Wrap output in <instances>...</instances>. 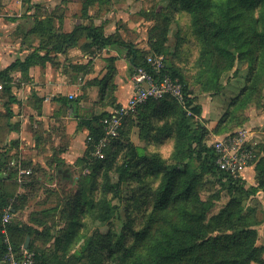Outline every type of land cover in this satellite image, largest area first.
Here are the masks:
<instances>
[{
  "label": "rangeland",
  "instance_id": "obj_1",
  "mask_svg": "<svg viewBox=\"0 0 264 264\" xmlns=\"http://www.w3.org/2000/svg\"><path fill=\"white\" fill-rule=\"evenodd\" d=\"M208 11L211 19L220 16L216 4ZM229 15L238 26L235 33L240 38L229 44V53L220 59L212 41L198 33L199 10H189L178 0H95L91 4L89 0H0V68L7 73L6 77H0L1 168L9 163L10 157L30 167L27 157L36 152L31 142L18 148L16 154H9L11 147H19L20 140L13 137L10 145L7 140L14 130L23 129L13 108L17 97L13 75L17 69L9 67L17 58H25L32 52L48 53L47 58H51L56 53L53 43L61 41L57 29H63L64 24L69 26V22L70 26L101 27L106 35L132 41L141 60L149 55L162 56L165 65L183 75L193 102L189 106L175 99L153 101L138 109L117 140L114 153L109 154L107 160L111 162L100 173L93 171L95 159L91 155L84 162L80 160L70 181L63 183L65 179L61 178L57 187L34 188L31 181L40 172L35 164L33 169H37L25 180L33 187L23 191V195L13 183L25 181L13 180L7 191L0 188L2 197L13 194L16 199L9 200L10 207L5 208L17 209L15 213L11 211L9 223H24V218H31L30 243L32 251L38 250L42 255L41 261L111 264L108 258L111 244L125 232L126 226L132 229L141 226L154 205L153 193L164 172L179 169L183 180L193 177L192 204L201 201L208 206L207 221L214 225L209 236L252 230L256 233L254 246L258 258L249 264H264V191L261 189L255 195L246 193L264 183V68L253 74L252 44L246 38L250 24L245 18H236L234 12ZM85 49L95 56L101 51L96 45ZM65 50L63 53L68 54ZM62 57L64 62L68 60L66 55ZM133 70L134 67L132 74ZM193 106H200L202 113L195 112ZM242 126L250 130L256 157L247 172L245 191H232L225 179L204 169L203 158L191 154L188 137L202 127L204 140L210 142L221 132ZM24 127L29 140L37 137L42 143L46 141L35 131L32 119ZM199 147L194 146L196 150ZM42 148L40 153H45ZM80 193L85 195L84 204L77 203ZM224 209L226 212L222 213ZM158 227L156 224L152 234H156ZM2 234L0 244L6 239ZM17 234L11 235L9 230L10 240ZM0 250L2 257L1 247Z\"/></svg>",
  "mask_w": 264,
  "mask_h": 264
},
{
  "label": "trees",
  "instance_id": "obj_2",
  "mask_svg": "<svg viewBox=\"0 0 264 264\" xmlns=\"http://www.w3.org/2000/svg\"><path fill=\"white\" fill-rule=\"evenodd\" d=\"M89 1L91 4L95 0ZM178 1L184 4L189 10H199V21L197 19V25L199 24L198 33L205 39L212 41L213 47L216 50L215 54H217L220 59L224 58V56L229 53V44L236 43L240 38V35L235 33L238 26L233 24L229 13L234 12L235 17L238 19L245 18L250 24V30L246 31V38L249 40V43L252 44L251 53L254 57V65L252 67L253 74L262 71V68H264V0ZM85 4L86 2L84 3V7ZM214 4L219 7L220 16L211 19L208 9ZM100 28L92 25H75L73 30L69 33H57L61 41L54 42L52 49L55 52H63L66 46L68 48L77 43L80 39L79 35H85L86 38L90 40V43L86 44L87 47L91 48L96 45L103 48L114 44L122 47L125 46L128 49L127 54L130 57L133 67L146 63V59L141 60L139 58V50L135 43L126 39H115L110 35H106ZM239 46L240 45H237L238 48ZM47 57L48 53L43 55L32 52L26 55L25 58L19 57L14 60L9 68L27 70L34 63L39 61V59L45 61L48 59ZM217 66H220V61H218ZM166 71L172 75L174 80L182 83L186 95V105H192L193 102L188 95L187 83L183 75L178 70L167 65ZM6 74V71L0 68V77H6ZM106 81L107 78H104L103 84H106ZM54 98L59 101L63 100V98L59 96H55ZM110 98L109 90L103 87L101 91V100L103 102H109ZM168 100H174V98L151 99L148 102ZM192 109L198 114L202 113V108L200 106H193ZM109 112L110 111H105L103 114L94 116L90 119H79V124L81 126H87L89 129L87 149L81 159L82 162L93 155L95 144L104 135L102 120ZM131 116L125 119L119 137L105 150V157L98 158L93 155L95 159L93 171L95 174L100 173V170L111 162L107 160L108 156L114 153L112 150L118 143L117 140L120 138ZM100 120L101 122H99ZM94 122H96V124H94ZM237 129L225 130L221 132L222 134L220 135L234 133ZM188 141L191 154L196 158L204 159V169L214 173L220 179H225L230 190L245 191V181L234 179L218 167L216 163L217 154L210 146L209 142L204 140V129L202 127L196 129L194 134L188 137ZM198 144L200 147L199 150H196L194 146ZM12 161L13 158L10 157L9 163L3 164L4 166L2 168L0 167V172H6V174L0 177V188L6 191L7 188L4 187V180L11 178L14 181H18V171L16 167L11 165ZM193 185V177L183 180L182 173L179 169L165 171L160 185L153 193L154 205L152 209L146 213L141 226L138 229H132L126 226L127 229L125 232L111 244V249L108 252V258L111 264H249L250 260L258 258L257 247L254 246V237H256V233L252 230L243 229L222 237L209 236L214 225L212 226V222L208 223L207 221L206 212L208 206L206 204L201 201H199L200 204L197 202L192 204L190 197L192 195ZM261 189L264 191V183L253 187L251 191H247L246 193L248 195H255ZM150 190L152 191V189ZM11 198H13V194H10L8 197H2V194H0V234L2 237L3 234L1 230L3 228L2 218L4 210L6 207H10L8 203L9 200L16 201L15 197L13 199ZM79 198L80 200L77 199V203L84 204L85 195L82 194ZM10 209L14 211V213L17 210L16 207L13 206H11ZM224 212H226V209L222 211V213ZM156 224H159L160 228L158 227L156 234H152V230ZM216 225L218 226V224ZM30 227L31 225L25 222H11L8 224V231L10 230L11 235L14 234V232L19 233L17 234L18 238L15 237V239H11L19 256L21 255L22 246L25 245L26 236L29 235L31 237L32 235V229ZM0 247L3 250L2 257L0 255L1 264L3 263V257L7 248L6 243L0 244ZM28 248L32 250L33 246L31 243ZM34 252L37 264H45L43 260H40L42 259L40 252L38 250Z\"/></svg>",
  "mask_w": 264,
  "mask_h": 264
},
{
  "label": "crops",
  "instance_id": "obj_3",
  "mask_svg": "<svg viewBox=\"0 0 264 264\" xmlns=\"http://www.w3.org/2000/svg\"><path fill=\"white\" fill-rule=\"evenodd\" d=\"M70 25V22L69 26L65 27L64 24V28L57 29V33L71 32L75 26ZM87 43L90 40L84 35L76 44L66 48L65 52L69 51L68 54H64V51L56 52L45 61L39 59L27 70L17 69L13 75V91L17 96L13 101V108L15 118L23 129L14 130L7 140L9 145L12 144L13 137L17 136L20 140L19 147H11L9 154H16L18 148L31 142L35 145L36 152L32 153L35 155L27 157V162H31V166L27 168L32 170V174L37 168L40 171L34 174L36 178L31 181L36 189L42 185L57 187L61 178L65 179L63 183L72 179V173L78 169L86 152L89 134L88 127L79 124L80 118L90 119L110 111L115 105L126 103L133 93V64L127 54L128 49L123 50L117 44L109 45L101 48L98 56H95L85 49ZM64 55L68 58L66 62L63 61ZM104 78H107L106 84H103ZM103 87L110 92L109 102L101 100ZM55 96L62 97L63 100H56ZM30 119L35 131L45 138V142H40L41 139L37 140V137L29 140L25 135L24 126ZM41 148L45 153H40ZM13 158L22 163L20 159ZM35 164L38 167L33 169ZM0 174L6 172L1 171ZM4 182V187L8 188L13 180L10 178ZM28 182L13 184L16 191L20 189L18 192L23 194V191L33 187ZM29 219L31 218H24L23 222L28 224Z\"/></svg>",
  "mask_w": 264,
  "mask_h": 264
},
{
  "label": "built area",
  "instance_id": "obj_4",
  "mask_svg": "<svg viewBox=\"0 0 264 264\" xmlns=\"http://www.w3.org/2000/svg\"><path fill=\"white\" fill-rule=\"evenodd\" d=\"M0 40V48H1ZM133 93L126 103H119L103 118L104 135L95 144L93 155L98 158L105 157V150L120 135L125 119L135 114L138 109L151 99L172 97L186 105V95L183 85L174 80L166 71L163 57L149 55L144 65L134 67ZM73 95L71 96V98ZM250 130L246 127L238 128L234 133L219 135L210 141V146L217 154L218 167L236 180L246 181L248 169L254 164L256 157L254 143L251 141ZM11 165L17 168L18 180L22 182L25 177L32 174L30 168L24 167L21 162L13 159ZM12 217L11 210L5 209L2 218V232L6 239V252L3 264H37L35 252L22 246L21 255L17 254L8 231V223Z\"/></svg>",
  "mask_w": 264,
  "mask_h": 264
},
{
  "label": "water",
  "instance_id": "obj_5",
  "mask_svg": "<svg viewBox=\"0 0 264 264\" xmlns=\"http://www.w3.org/2000/svg\"><path fill=\"white\" fill-rule=\"evenodd\" d=\"M30 239H31V237L28 235L27 236V239H26V243H25V248H28L29 247ZM1 264H3V263H1Z\"/></svg>",
  "mask_w": 264,
  "mask_h": 264
}]
</instances>
